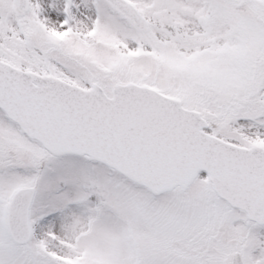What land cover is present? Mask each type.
<instances>
[{
	"label": "snow or ice",
	"instance_id": "1",
	"mask_svg": "<svg viewBox=\"0 0 264 264\" xmlns=\"http://www.w3.org/2000/svg\"><path fill=\"white\" fill-rule=\"evenodd\" d=\"M0 264H264V0H0Z\"/></svg>",
	"mask_w": 264,
	"mask_h": 264
}]
</instances>
